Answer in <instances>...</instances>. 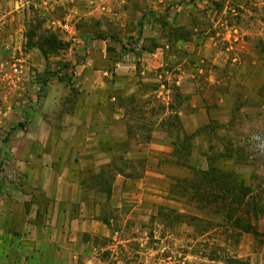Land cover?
I'll use <instances>...</instances> for the list:
<instances>
[{
    "label": "rangeland",
    "instance_id": "rangeland-1",
    "mask_svg": "<svg viewBox=\"0 0 264 264\" xmlns=\"http://www.w3.org/2000/svg\"><path fill=\"white\" fill-rule=\"evenodd\" d=\"M141 1L32 0L27 34L34 44L43 37L58 41L59 50L50 48L47 57L35 49L46 72L69 67L72 80L57 81L56 95L64 90L66 99L83 97L81 71L88 74L82 77L88 88L106 83L107 90L98 92L125 106L132 141L145 146L144 160L127 165H138L139 175L144 165L152 173L154 165L156 173L160 168L162 192L131 207L144 214L132 219L129 253L118 251L119 257H130L128 264H264V0H243V10L235 0H224L221 12L193 11L196 43L167 52L168 43L160 39L166 48L157 57L139 48L121 56L122 46L131 50L138 37L146 8ZM184 133L196 136L184 143V152L187 144L192 147L191 157L179 162L173 143ZM153 142L161 146L160 155L149 150ZM210 164L216 177L229 175L227 186L206 175ZM233 187L240 189L237 202L230 197ZM229 203L235 204L232 210ZM241 216L252 219L258 236L235 226Z\"/></svg>",
    "mask_w": 264,
    "mask_h": 264
},
{
    "label": "crops",
    "instance_id": "crops-1",
    "mask_svg": "<svg viewBox=\"0 0 264 264\" xmlns=\"http://www.w3.org/2000/svg\"><path fill=\"white\" fill-rule=\"evenodd\" d=\"M191 1L141 2L145 11L168 13L178 28L189 27L197 9L224 0ZM235 1L243 10L244 1ZM31 2L0 0V264H128L130 257L124 262L118 251L129 253L130 223L144 214L131 207L156 198L163 176L156 165L153 173L145 165L141 175L138 165L132 166L137 173L120 171L123 162L144 160L146 150L132 141L125 108L98 92L106 83L88 88L81 71L83 97L66 99L63 90L54 98L57 81L41 93L36 77L47 69L27 46ZM148 22L146 38L159 40L158 27ZM163 50L143 53L157 57ZM40 97L45 102L38 110ZM125 143L135 149H121ZM152 146L160 155L161 146Z\"/></svg>",
    "mask_w": 264,
    "mask_h": 264
},
{
    "label": "trees",
    "instance_id": "trees-1",
    "mask_svg": "<svg viewBox=\"0 0 264 264\" xmlns=\"http://www.w3.org/2000/svg\"><path fill=\"white\" fill-rule=\"evenodd\" d=\"M205 0H192L191 2H204ZM223 2H216V1H211L210 6L215 7L217 9L218 12H221L224 10L225 5L223 4ZM199 11H201V9H197ZM208 10V9H207ZM149 21L150 23H152V25L157 26L158 27V35H159V40L163 39L165 40L169 47L167 50V52L171 51V50H176V46L178 45H183V43L192 40L193 39V34L195 33V31L197 30L194 25H195V21H193V19L191 20V24L190 26L187 28L185 26L183 27H175L171 24L170 21V15L168 13H166L165 15H158L155 12H151V11H143L141 17L139 18V34L138 37L133 40L134 42H132L131 44V50L130 49H126L125 46H122L121 48V56H125V54L128 53H132L135 52L138 48L140 51L142 52H149L152 53L154 52L156 49L159 48H165L163 47V45L161 43H159V40L156 39H149L146 38L145 36V29L147 27V23L146 21ZM148 22V23H149ZM146 26V27H145ZM83 38H85V40H87L89 37L87 35H84ZM105 42H111L109 40V38L107 37H101ZM33 36L31 34L28 35V44L27 46L29 48H33V49H38L43 56L47 57L48 56V51L51 48V51L53 50H59L58 49V41L56 38H49V37H43L41 38L36 44L33 43ZM151 44V48L149 49V45ZM176 47V48H175ZM177 53V51H175ZM139 66V65H138ZM140 68V67H139ZM72 77L69 76V67H64L58 71H50V72H45L43 74H39L36 77V82L40 87L41 93H44L47 89V86L49 85L50 82L52 81H58V82H64V81H71ZM125 108V106H120ZM128 114H130L127 111ZM176 122H180L179 121V117L178 115H176L175 117ZM127 127L129 130V135L131 136V127L130 124L127 123ZM185 136V137H183ZM181 138V136H178L176 141L173 143L174 147H175V154L176 157L178 158L177 160L179 162H181V159H184L185 161L188 160V157L190 158L192 155V147L187 144V150L186 152H184V143L185 141H190L192 140L196 134L194 135H187L186 133H184ZM150 139V138H149ZM125 146H129L128 144H124V145H120V148L122 147L123 149L125 148ZM121 148V149H122ZM213 146H211V151H213ZM211 159V158H210ZM126 164V165H125ZM181 166H184L183 164L179 163ZM211 165V164H210ZM123 169H121V172H126V170H130L132 169V167H130L129 165H127V162H123L122 163ZM213 165L210 166V168ZM214 168H211V170H208L206 175H213L211 176L212 179L214 178L215 180H217V182H219L221 186H227V183H225V179L229 177V175H225L224 177H216L213 174ZM211 172V173H209ZM222 175H224V173H222ZM209 189H212L211 187H208ZM197 190L195 189V192ZM247 193L249 194V189H247ZM240 192V189H238V187H233L231 189V193H230V197H232L236 202H237V194ZM244 194L242 197L243 200H245L247 197H249V195ZM197 194V193H196ZM208 194V193H207ZM205 196V198L203 197V202L204 203H210V195ZM202 200V198H201ZM216 199H214L213 202H215ZM214 204V203H213ZM217 204V203H215ZM241 206V205H239ZM235 207V204L233 203H229L226 205L227 210H232ZM231 213V212H230ZM248 217H238L235 220H233V223L235 224V226L237 228L241 227V231L246 233H254L255 235H259L253 228L251 225L252 219H247ZM231 219V218H230ZM232 221V220H230ZM249 223L247 227H243V225L245 223Z\"/></svg>",
    "mask_w": 264,
    "mask_h": 264
},
{
    "label": "built area",
    "instance_id": "built-area-1",
    "mask_svg": "<svg viewBox=\"0 0 264 264\" xmlns=\"http://www.w3.org/2000/svg\"><path fill=\"white\" fill-rule=\"evenodd\" d=\"M14 70H15L17 73H19V70H18L17 67H15ZM42 99H43L42 97H40V98L37 99L36 106H37V109H38V110L42 107V102H43Z\"/></svg>",
    "mask_w": 264,
    "mask_h": 264
}]
</instances>
